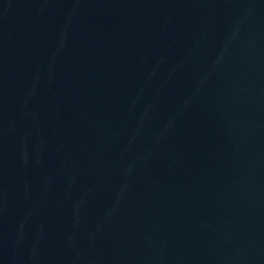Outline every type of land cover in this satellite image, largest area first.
<instances>
[{
    "label": "water",
    "instance_id": "obj_1",
    "mask_svg": "<svg viewBox=\"0 0 264 264\" xmlns=\"http://www.w3.org/2000/svg\"><path fill=\"white\" fill-rule=\"evenodd\" d=\"M0 264H264V0H0Z\"/></svg>",
    "mask_w": 264,
    "mask_h": 264
}]
</instances>
